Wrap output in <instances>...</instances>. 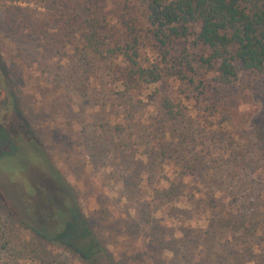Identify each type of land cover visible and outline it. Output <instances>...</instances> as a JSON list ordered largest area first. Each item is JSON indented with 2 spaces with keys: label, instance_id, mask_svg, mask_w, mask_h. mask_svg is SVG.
I'll return each instance as SVG.
<instances>
[{
  "label": "rangeland",
  "instance_id": "1",
  "mask_svg": "<svg viewBox=\"0 0 264 264\" xmlns=\"http://www.w3.org/2000/svg\"><path fill=\"white\" fill-rule=\"evenodd\" d=\"M54 4L62 6L0 0L8 79L0 87V125L32 148L0 159L1 202L28 225L51 224L46 168L38 160L18 165L41 152L75 190L111 264H264V80L240 72L218 97L212 74H197L188 86L166 75L142 82L121 56L81 66L77 39L61 42ZM17 7L43 17L45 38L8 34L6 15ZM101 13L120 34V4L103 0ZM138 27L144 36L142 21ZM134 58L143 67L164 66L151 41H142ZM164 100L176 119L164 114ZM172 182L174 195L160 197ZM0 264L85 263L38 243L0 212Z\"/></svg>",
  "mask_w": 264,
  "mask_h": 264
},
{
  "label": "trees",
  "instance_id": "2",
  "mask_svg": "<svg viewBox=\"0 0 264 264\" xmlns=\"http://www.w3.org/2000/svg\"><path fill=\"white\" fill-rule=\"evenodd\" d=\"M102 1L60 0L62 6L54 4L53 17L61 24V42L66 47L77 39L81 66L94 59L121 56L129 64V75L142 82L155 83L166 75L188 86L194 84L197 74H212L211 83L218 97L233 88L240 72L252 82L264 80V0H116L125 16L120 34L103 17ZM16 11L6 15L4 25L11 31L10 36L24 30L27 36L45 38L50 27L42 16H28L22 7ZM19 18L21 23L17 22ZM141 21L146 29L144 36L139 33ZM142 41L153 42L164 62L162 68L137 63L134 57ZM3 82L8 84L7 71L0 61V87ZM196 86L205 88L203 81ZM161 108L167 118L176 119L170 101H162ZM15 113L23 127L31 131L20 110L15 108ZM23 148L32 149L0 125V159H13ZM29 154L31 158H24L18 165L22 168L38 160L46 168L51 185L43 196L53 207L51 224L42 221L28 225L1 200L0 212L28 230L38 243L57 246L85 264H111V256L89 226L75 190L46 155L40 152L38 156L33 151ZM158 192L162 198L174 195L173 182Z\"/></svg>",
  "mask_w": 264,
  "mask_h": 264
}]
</instances>
